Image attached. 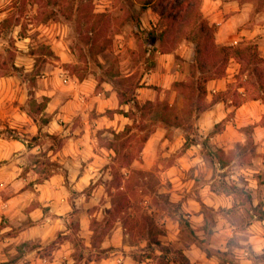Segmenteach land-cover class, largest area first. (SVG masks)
Returning <instances> with one entry per match:
<instances>
[{
  "label": "crops",
  "instance_id": "obj_1",
  "mask_svg": "<svg viewBox=\"0 0 264 264\" xmlns=\"http://www.w3.org/2000/svg\"><path fill=\"white\" fill-rule=\"evenodd\" d=\"M96 1L100 12L112 4ZM43 4L0 0V264H145L133 258L120 223L99 242L105 256L88 257L93 218L103 220L113 208L103 181L116 154L101 139L109 135L111 141V133H121L132 120L115 112L129 107L112 86L98 91L94 79L79 80L56 67L72 54L65 31L56 30L49 16L38 19ZM153 4L139 7L135 27L146 29L150 49L133 97L175 109L181 97V111L184 95L174 84L189 79L195 45L179 36L168 47L171 33L161 40L165 27L160 29ZM199 10L216 27L215 45L252 44L264 59V9L243 0H202ZM38 44L53 60L36 51ZM240 72L241 64L231 59L222 77L206 82L211 106L193 119L192 129L158 121L143 142L142 162L120 169H156L167 184L163 192L174 216L165 215L160 240L189 264H264V94ZM31 98L37 104L47 99L41 114L30 111ZM97 205L100 211L92 212ZM71 218L78 231H71ZM75 237L84 245L78 258Z\"/></svg>",
  "mask_w": 264,
  "mask_h": 264
},
{
  "label": "rangeland",
  "instance_id": "obj_2",
  "mask_svg": "<svg viewBox=\"0 0 264 264\" xmlns=\"http://www.w3.org/2000/svg\"><path fill=\"white\" fill-rule=\"evenodd\" d=\"M111 1L110 7L106 8L105 12H100L97 10L96 0H42L43 10L37 17L44 19L49 16L57 24L56 30L59 26V30L65 31L67 35L66 46L72 57L69 62L55 64L56 67L67 76L79 80L94 79L98 83V91L105 84L112 86L121 100L123 92L130 98L135 95L140 77L148 68L145 54L150 48L144 43L146 29L137 30L135 27L138 24L139 7L153 2V9L160 14L164 13V18L159 24L160 29H163L168 22L166 8L174 0ZM243 1L254 2L258 9H264V0ZM45 3L50 7H46ZM190 30V24L184 23L182 18L175 21L170 25L173 43L171 42L168 47L174 45L177 37L188 34ZM133 38H136V42ZM36 51L50 56L49 60H53V56L44 45L38 44ZM54 60L57 62V59ZM39 62L37 61V64ZM181 103L182 99L179 97L175 104L176 109H180ZM155 114L154 112L143 118L140 127H137L146 130L143 133L137 130L123 152L129 154L130 162L133 164L138 165L142 162L139 154L144 145L142 137L148 129H154L150 123L155 120ZM106 138L110 140L111 136L106 135ZM109 140L101 139V144L107 146ZM121 155L114 161L113 170L109 173L110 178L106 179V182L103 181L106 183L113 208L104 214L103 220L96 221V218H93L92 229L94 228L96 234L93 237V253L88 257L99 259L105 256L99 252V242L110 234L117 223H120L125 231V243L134 248L132 256L139 263L189 264L174 245L171 243L167 245L165 241L160 240V235L165 231V215H173L174 210L163 192L167 184L163 183L156 169L145 172L134 169L122 172L120 169L129 163L123 162ZM38 161L49 163L42 158H38ZM162 163L165 164L166 161ZM50 170V167H44L43 172L49 174ZM101 206H95L92 212H99ZM71 219V231H78L77 220ZM181 229L184 233L188 231L185 227ZM74 243L76 246L74 256L78 258L84 245L77 237ZM111 251L110 249L109 252Z\"/></svg>",
  "mask_w": 264,
  "mask_h": 264
},
{
  "label": "trees",
  "instance_id": "obj_3",
  "mask_svg": "<svg viewBox=\"0 0 264 264\" xmlns=\"http://www.w3.org/2000/svg\"><path fill=\"white\" fill-rule=\"evenodd\" d=\"M201 1L174 0L166 8V11L168 9L166 16L168 22L160 35L162 40L163 36L170 32V25L174 24L180 18L183 19L184 23H188L191 26L190 32L184 35V37L192 41L195 45V61L192 65L189 79L185 82L174 84V87L179 89L181 94L184 95L183 109L177 111L167 103L153 104L146 102L139 104L135 101L134 97H127V94L123 92L121 94L122 99L120 100V104L127 105L129 109L128 111L116 110L115 112L132 120V124L126 126L121 133H111L113 139L108 141L107 147L115 152V160L124 152L137 130L140 133L146 130L144 128L138 129L137 126L140 127V122L148 114L156 113L155 120L150 123L152 128L160 121L167 127H185L192 129L193 119L197 118L201 112L211 106L205 102L206 82L222 77L231 59L241 64L240 74H247L248 83L255 86L264 94V59L259 57L257 47L252 44L244 46L215 45L214 34L216 27L210 26L203 18L199 10ZM160 16L163 19L164 13H161ZM148 34L149 36L146 39L150 38L154 32ZM50 54L52 55L51 52ZM28 104L31 112L41 114L47 104V99H43L41 103L37 104L31 98ZM46 122L47 120L43 119L42 123L45 124ZM152 131V129L146 131V134L142 137V142H145ZM121 159L126 163H130L131 161L128 153H123ZM183 222V220H180L181 225Z\"/></svg>",
  "mask_w": 264,
  "mask_h": 264
},
{
  "label": "built area",
  "instance_id": "obj_4",
  "mask_svg": "<svg viewBox=\"0 0 264 264\" xmlns=\"http://www.w3.org/2000/svg\"><path fill=\"white\" fill-rule=\"evenodd\" d=\"M63 80H64V82L66 81V79H65V78H64Z\"/></svg>",
  "mask_w": 264,
  "mask_h": 264
}]
</instances>
